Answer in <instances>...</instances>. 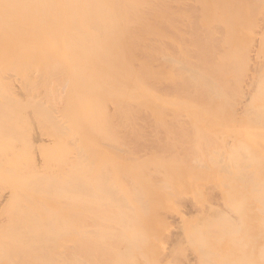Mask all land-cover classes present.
<instances>
[{
  "label": "rangeland",
  "instance_id": "374dc122",
  "mask_svg": "<svg viewBox=\"0 0 264 264\" xmlns=\"http://www.w3.org/2000/svg\"><path fill=\"white\" fill-rule=\"evenodd\" d=\"M164 4L161 20L118 18L114 53L73 47L85 38L62 18L56 38L29 15L23 41L3 39L0 264H213L229 224L236 255L255 258L241 223L261 174L247 103L264 80V0ZM134 74L147 90L119 101Z\"/></svg>",
  "mask_w": 264,
  "mask_h": 264
},
{
  "label": "bare ground",
  "instance_id": "6f19581e",
  "mask_svg": "<svg viewBox=\"0 0 264 264\" xmlns=\"http://www.w3.org/2000/svg\"><path fill=\"white\" fill-rule=\"evenodd\" d=\"M164 3H165V0H5V1L0 0V5H2V7H5V9H6V10L3 9L0 12V16L3 17L2 19H0V44L2 43V41L4 39V42H6V43H4L5 45L10 46V44H11V46H12V44H13L12 40L13 39H15L16 37L18 38L20 36L22 37V35L24 36V31L27 29L26 26L29 23L28 21H30V20H28L29 18L27 16L32 15V19H34V20L36 17L38 18V20L41 17L40 18L41 21L42 20L44 21V19H45L44 22H46V21L51 22V26H50V28H49L50 30H49L48 27L43 24L44 23L43 21L42 22L39 21L40 23H38V20H35L37 23L35 21H32L38 25L37 28H39L40 30H42V28H43V30H45L47 27L46 30H49L48 32L50 33V35H49L50 38H53L56 35V33L58 35L59 31L57 32L58 29H56L55 27L56 26L58 27V25H57L58 22H62V21L61 20L57 21V18H62L67 22L69 21L70 23L73 21L77 22L78 29L77 28H75V29L77 31L79 30L81 33V35H80V33L78 32L79 38H80V36L85 38V39L81 38L82 41L79 42L78 38L76 37V33L74 32V37L72 36L74 39L71 38L73 40H71V42H70L71 45H73V47H74V45H76V42H78L79 43L78 47H80V45H81L80 49H82L83 51H84V49L85 50L86 49H88V50L89 49L90 50H101V51L108 50L111 52L113 51V53H114L115 51L120 49L118 47V45L121 42V40L116 41L113 38V34H116V33H114V31L115 30L117 31V29H118V28L116 29V27H114V25L116 26L115 21L118 18H122L124 16L132 18V19L138 21L139 23L144 22L145 19H148L150 17H152L153 19L161 20V17H162L161 12H163L162 11L163 7H166ZM14 6H15V8H14ZM2 7L0 8V10L2 9ZM8 7H9V9H8ZM10 9H13L14 11H12ZM9 10L12 11L13 15H11V12H10V14H8ZM39 15H40V17H38ZM8 16H10V18ZM25 18H28V19H25ZM103 20L105 22L101 23ZM55 21H57V24L55 23ZM32 22L30 21L29 24H31ZM24 23L26 26H24ZM39 24H41V25L39 26ZM64 24H65L64 22H63V25L60 24V27L62 26L61 30H63V31H64L63 28L65 26ZM32 25H33V27H31V28L36 27V25L34 23ZM66 25H68L67 26L68 28L65 26V29H66L65 34L69 33L68 31L70 30L69 29V23H67ZM29 26L30 25H28V27ZM15 28H17V30H18V31L16 30L18 32L17 36L15 35V32H12V30H15ZM31 28H29L30 31H31ZM35 29H32V30L34 31V33L35 32L37 33L36 37H38V34H40V30H37V29L35 30ZM67 29H68V31H67ZM59 30H60V28H59ZM63 31H61V32H63ZM61 32H59V35L61 34ZM120 32L121 31L119 30L118 33H120ZM32 33L33 32H31V34ZM43 33H44V31H43ZM71 33L73 35V32H71ZM65 34H63L64 37H65ZM14 35H15V37H14ZM25 35H26V32H25ZM32 35H35V34H32ZM118 35L119 34H117L116 36L118 37ZM44 36H42V37H44ZM97 36L98 37L100 36V38L101 37H103V38L101 40L99 38V40H98L96 38ZM33 37H35V36H33ZM33 37L30 40L31 41L30 43H32V41L34 40ZM60 37L61 36H59L58 39H60ZM55 38H56V36H55ZM68 38H70V37L68 36ZM68 38H66V39H68ZM24 39H25V36H24V38H22V41ZM29 39H26V40H29ZM120 39H122V38H120ZM17 40H19V39H17ZM46 40H48V39H46ZM8 42H9V44H8ZM24 42L26 43V41H24ZM28 42L29 41H27V43ZM35 42H33V44ZM43 42H45V40H43ZM18 43H19V41H18ZM18 43H16V44H18ZM37 43H38V41H37ZM48 43H46V44H48ZM49 44L51 45V43H49ZM7 46H5V47L7 48ZM20 46L22 47L23 44H21ZM14 47L18 48V45L14 46ZM73 47H71V48H73ZM66 48H68V47H66ZM7 49L10 50V48H7ZM75 49L77 50L76 47H75ZM1 50H2V48H1ZM3 52H4V50H3ZM113 64L119 65L118 62L116 61V59H113ZM119 71L120 70H117V74H118L117 77H119ZM135 75L136 74L133 75L134 77L131 76V78H132L131 81H133V83L131 84L130 83L131 81L129 82L131 84V87L134 89V91H132V93L126 94L127 97H125L124 94L121 93V91H119V94H117L118 91H116L115 94L118 97V98L116 97V99H119V101H122V100H124L123 98H125V99L127 98L128 100L130 99L131 101L132 100L135 101V100L139 99V97H140L139 95H140L141 91H144L143 93H145L146 87H145L144 83L143 82L141 83L139 78H137ZM114 76L116 77V74ZM114 81L116 83H119V82H117L118 80L116 81L114 79ZM119 81L121 82L120 79H119ZM256 83H257L258 88L256 90V93L250 99L249 103H247V104H249V105H247V107H248L247 111L254 113L258 118V129H259V136L260 137L256 141L258 154L256 157L257 161H255V162L257 163V166L259 167V172H261V174L256 178V185L258 186L256 194L253 196H251L249 193L244 194L245 195L243 197V202H244L243 203L244 204L243 214H244V216L242 218L243 220L241 223V225H243L246 228L249 237L251 236L254 238L255 245H256L255 258H249L248 256L239 257L236 255L238 246L235 242L234 233L237 231V229L232 226L233 224L232 225L229 224L227 226L226 237H225V240H226L225 257L219 261H213L212 262L213 264H264V80L259 79V81ZM121 84H119L120 87H122ZM114 85H115V83H114ZM118 90H119V88H118ZM136 92H137V94H135ZM146 94H148V93L146 92ZM116 101H118V100H116ZM119 103L120 102H118V103L115 102L114 104L115 105L117 104L118 107H120ZM117 108L115 110H118ZM120 110H122V108L121 109L119 108V111ZM245 148L249 149L247 145H245ZM249 159L251 160V158H249ZM251 202L256 203L255 204V210H254L255 211L254 228H253V222H252V218H251ZM229 205L231 206L232 209H234V202L229 203ZM248 252L249 251L246 250L244 252V254L246 255Z\"/></svg>",
  "mask_w": 264,
  "mask_h": 264
}]
</instances>
